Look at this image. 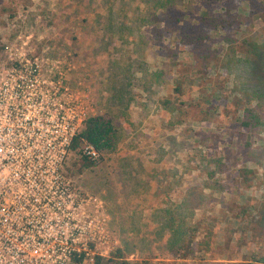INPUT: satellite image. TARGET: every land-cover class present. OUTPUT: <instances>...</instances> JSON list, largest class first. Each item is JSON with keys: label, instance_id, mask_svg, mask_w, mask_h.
Returning <instances> with one entry per match:
<instances>
[{"label": "rangeland", "instance_id": "rangeland-1", "mask_svg": "<svg viewBox=\"0 0 264 264\" xmlns=\"http://www.w3.org/2000/svg\"><path fill=\"white\" fill-rule=\"evenodd\" d=\"M156 1L0 0V56L5 41L30 36L45 55L61 58L62 71L72 67L69 77L77 95L85 96L84 105L93 109L90 117L110 118L119 128L113 152L88 158L92 164L69 152L62 165L76 189L105 202L107 229L117 242L107 256L94 250L83 264H95L97 258L100 264H236L242 255H262L264 122L251 130L235 119L246 107L264 121V11L257 7L259 0L249 5L210 0L206 9L229 13L232 26L218 35L198 26L209 40L194 44L195 51L180 52L178 35L198 32L205 3L183 0L162 13ZM251 12L259 15L252 18ZM224 33L230 43L220 40ZM240 39L253 45L242 56L232 55V49L240 50ZM141 41L144 59L137 51ZM206 54L211 66L200 65ZM199 66H207L203 77L196 76ZM143 70L164 71V85L149 83L150 91L139 90ZM122 72L130 76L115 77ZM175 81L182 83L180 96L173 92ZM117 83L129 89L125 113L116 103ZM165 98L180 101L171 115L161 105ZM206 105L212 111L217 106L214 116H207ZM203 117L208 120L201 122ZM163 142L173 154L158 166L155 151H164ZM214 159H221L220 167L212 165ZM172 168L180 174L171 175L170 183ZM242 169L252 172L247 181ZM186 199V209L179 207ZM178 224L184 230L178 240L188 254L184 259L170 250ZM118 249L123 256L106 262Z\"/></svg>", "mask_w": 264, "mask_h": 264}, {"label": "built area", "instance_id": "built-area-1", "mask_svg": "<svg viewBox=\"0 0 264 264\" xmlns=\"http://www.w3.org/2000/svg\"><path fill=\"white\" fill-rule=\"evenodd\" d=\"M3 47L0 264H83L94 250L105 257L117 246L105 202L76 189L61 170L93 109L77 95L72 67L62 71L61 58L45 55L30 36ZM82 154L99 157L90 144Z\"/></svg>", "mask_w": 264, "mask_h": 264}, {"label": "trees", "instance_id": "trees-1", "mask_svg": "<svg viewBox=\"0 0 264 264\" xmlns=\"http://www.w3.org/2000/svg\"><path fill=\"white\" fill-rule=\"evenodd\" d=\"M183 0H157L156 1V8L159 11H162V13L166 12L168 13L169 11L173 10L175 8V6H177L179 3H181ZM205 3V7H204V11L203 13L200 15L199 20L197 21V27L201 26L204 27L205 25L208 26L209 30L211 32L216 33V35H218L220 32H223V29H225L226 27H230L233 24V20L231 19V16L229 15V13H224V14H215L213 13V11H209L206 9V7L208 6L210 0H203ZM243 2H247L249 5V0H243ZM257 7L264 11V0H259V3L257 5ZM251 17H255L256 15H259L258 12L254 13L251 12ZM254 14V15H253ZM164 18V15H162ZM161 19V17H157L155 18V24H156V28L157 24L159 23V20ZM199 28V27H198ZM198 32L195 33L194 31H190L189 33H185L184 35H178V38L176 39V46L177 49L180 52H185V51H195V49L193 48V45H198L201 46L205 41L209 40V33L208 32H204L203 30H201V28L197 29ZM225 33H224V37L220 40H224L225 42H229L231 41L230 38L226 37ZM234 41V39H232ZM175 41V40H174ZM223 41V42H224ZM243 39H240V42H242ZM250 41L244 40L242 42V46H240V50L236 51L232 49V45L230 46L229 50L232 49L231 54H236V55H240L244 53V50H246V46L247 47H251L253 44L249 43ZM142 43V44H141ZM141 43H138V47L137 51L141 54V57L144 59L145 57V51H144V47H143V42L141 41ZM209 51V50H208ZM196 54V52H195ZM195 56V55H194ZM54 57V56H53ZM196 57V56H195ZM208 54H206L204 57H201V59L203 60L202 63L200 65H204V64H208V65H212L210 60H207ZM229 58H231V56H229ZM203 68H207V66H202V68L199 66V69L196 71V76L197 77H203L205 74H207V71ZM115 69V68H114ZM113 69V70H114ZM144 73L142 74V78H141V87L139 88V90L148 92L150 91V86L152 83V85L155 86H160V85H164V81L162 79H160V77L163 75L164 71L159 70V71H155L152 73L147 72V70H143ZM122 76H130L129 73L127 72L125 73H117L116 74V78L119 77V75ZM202 74V75H201ZM176 82V81H175ZM118 86L116 87V91L115 93L118 94L117 98V104L119 107V110L121 112H126L129 109V102H131L130 98L127 97V94L129 92V89L127 87V85L125 83H117ZM129 86V85H128ZM182 83L181 82H176V86L173 88V92L177 95L180 96L181 94V89H182ZM177 98L174 99H162L161 105L163 107L164 110L168 111V114H172L173 112L176 111L177 109V105L178 103H180V101L178 103H176ZM208 104V102H205V104ZM201 106V105H199ZM205 113L209 114L207 116H214L216 113V109L217 106H215V108L213 109V111L211 110V106L206 105L205 106ZM166 111V112H167ZM242 113H240L241 117H236L235 122H239L241 127H245L248 129H254V127H256L257 125L263 126V118L262 115H260L259 113L256 112V110L253 109H249V108H242ZM149 112V111H148ZM205 114V115H206ZM169 118V117H168ZM201 122L208 120L207 117H203L202 119H200ZM166 131H163V135H164V139L165 141L168 142V137L169 135H167V133H165ZM118 135H119V128L116 126V123L110 119V118H105L102 116H96V117H89L85 123L83 128L80 130V132L75 136V138L73 139L72 143H71V147H70V152H73L77 155H79V157L85 162V164H92L93 162L90 161L88 159V157L83 156L82 151H81V146L84 144H90L92 145L95 150L99 153H106V152H113L116 149V143L118 141ZM164 144V142H163ZM169 145V144H168ZM170 148V147H169ZM162 154V156H160L159 154ZM165 150L164 151H160V149L158 148L155 151V155L158 156L159 158L163 157V160L165 158ZM173 153L171 152V155ZM224 156V155H223ZM157 157V159H159ZM226 157V156H224ZM222 157V158H224ZM155 160V159H154ZM223 160V159H222ZM158 160L155 161L156 164H158ZM212 165L215 168L220 167L221 165V159H214V161H212ZM185 166V165H183ZM173 169V168H172ZM169 169L170 170V175L168 177L171 178V183H172V178L174 176L178 174H180L179 170L177 171V169ZM186 170V167L185 169ZM222 172V171H221ZM212 176L215 172H210ZM252 172L246 169H242L241 175L244 177V180H248L247 175L251 174ZM173 177H172V176ZM231 181L235 184L237 181V178L233 177L231 178ZM170 184V183H168ZM229 184H227L228 186ZM171 188V186H166L165 190L169 191ZM187 199L184 200L183 203L178 204L179 207H187ZM178 207V209H179ZM186 209V208H184ZM167 212V211H166ZM169 213V212H167ZM180 222H184V220H180ZM178 224L176 229H173V236L174 238H176V241H174V244L172 243L170 247H172L170 250L172 252V256H175L177 259H184L188 256V254L185 251H182L185 248V245H178V240L182 239V234L184 233V230H181L182 228L179 227ZM173 238V239H174ZM188 247L190 248V245L188 244ZM187 247V248H188ZM122 251L120 249H118L114 254L113 257H111L110 259H108V261L106 262H113L112 258L117 257L120 258L122 257ZM241 259H238V262L236 264H264V254H251L250 256H246V255H242L240 257ZM83 259V256L76 258L74 257L73 260L75 262H81ZM102 262V260L100 258L96 259L95 264H100ZM114 264H128L126 263V261H121V263H117V262H113Z\"/></svg>", "mask_w": 264, "mask_h": 264}, {"label": "crops", "instance_id": "crops-1", "mask_svg": "<svg viewBox=\"0 0 264 264\" xmlns=\"http://www.w3.org/2000/svg\"><path fill=\"white\" fill-rule=\"evenodd\" d=\"M162 147H163V149L165 150V158H164V160L165 159H168L169 160V156H170V154H171V152L170 151H167L169 148V145L166 147V145L165 144H162ZM164 157V156H163ZM157 158V157H156ZM159 158V157H158ZM154 160V159H153ZM159 162H158V166H159V164L160 163H163V159L162 158H159V159H157ZM168 180H170V183H171V178H169ZM180 188H179V190L181 191L182 190V185H180L179 186Z\"/></svg>", "mask_w": 264, "mask_h": 264}]
</instances>
